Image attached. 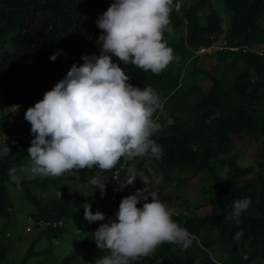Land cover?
I'll return each mask as SVG.
<instances>
[{"label":"trees","instance_id":"1","mask_svg":"<svg viewBox=\"0 0 264 264\" xmlns=\"http://www.w3.org/2000/svg\"><path fill=\"white\" fill-rule=\"evenodd\" d=\"M113 2L0 0L2 122H5L6 111L12 106L19 104L25 114L28 108L41 101L40 93L42 95L46 89L54 87L56 83L53 81L58 77L61 66L69 70L74 63L78 66L83 63L82 55H100L96 41L102 30L97 28L95 21ZM224 2L225 11L231 12L229 27L223 26L224 17L211 1L200 0L191 8H183L184 16L171 10V28L174 32L183 33L176 46L179 51H193L195 55L201 46L223 49L213 52L215 65H210L209 59L201 62V57L194 58L183 75L182 86L176 77L168 82L165 100H179L176 104L169 100L165 104L174 123L168 126V134L152 138L162 146L161 156L147 157L150 163L145 168L140 165V173L148 176L149 190L157 192L159 199L169 208L181 199L180 188L198 185L202 195H209L212 211L204 217H194L188 209L176 211L177 215L172 219L196 236L192 245L181 250L174 244L163 243L148 256L138 257L130 264H256L258 258H264V57L229 49H264V0ZM203 9L209 13L200 15ZM163 35L174 43V37L166 32ZM167 44L170 45L168 41ZM8 46L11 49L8 50ZM58 51L61 54L51 61L50 57ZM121 67L130 77L129 83L141 89L146 87L150 71L144 72L122 63ZM200 78L212 81L207 93L189 83V80ZM21 85L26 87L25 90L37 88L34 93L25 92L20 89ZM182 103L192 107L190 116H186V107L181 108ZM250 136L254 138L252 154L257 160V170L253 169L255 178H247L251 172L247 174L239 166L236 156L230 157L234 139ZM30 146L31 142L24 143L18 155L16 145L12 146L9 155L15 158L0 159V217L9 216L12 212L9 187L13 186L16 193L34 207L36 218L51 222L77 220L78 211L73 207L80 208L83 200L91 202L94 199L92 194L84 198L80 190L68 192L60 185L61 177L16 179L10 175V170H15L29 158L27 149ZM122 163L123 158L116 168ZM218 165L228 167L227 176L220 174ZM115 169L104 173L109 183ZM97 171L93 167L75 174L81 173L79 181L83 185H91L90 180ZM139 178L142 180L143 176ZM139 178L129 186L131 195L144 187ZM46 181L52 183L51 187ZM172 185L174 191L169 188ZM53 193H60V197L50 199ZM73 198L76 199L71 202ZM244 198L250 199L251 204L241 214V222L237 224L225 219L232 212L233 201ZM137 207H142V203ZM102 213L105 217L108 214ZM63 232L62 228H50L40 235L46 234L52 242ZM237 232H243L239 240L235 239ZM83 245L80 241L76 245L75 256L70 255L62 264H73L78 254H85V250L80 249ZM216 250L223 255L220 259L213 255ZM33 251L31 248L24 259L32 256ZM8 252L0 237V262L6 260ZM44 252L51 253L50 249Z\"/></svg>","mask_w":264,"mask_h":264},{"label":"clouds","instance_id":"2","mask_svg":"<svg viewBox=\"0 0 264 264\" xmlns=\"http://www.w3.org/2000/svg\"><path fill=\"white\" fill-rule=\"evenodd\" d=\"M172 3L173 0H114L95 21L97 28L102 30L96 41L100 55H82L81 65L74 63L63 79L50 91L43 92L42 100L28 108L24 115L31 125V137L26 140L21 135L5 133L3 139L10 145L5 143L0 152L9 154L10 147H17L19 139V142H31L27 149L30 159L27 172L32 176L57 177L74 169L96 167L98 171L92 176L90 184L99 190L102 197L109 181L104 173L115 169L121 158L124 168L128 160L137 157L159 158L162 146L151 137L174 121L169 118L166 125H162L158 118H153L157 111H164L159 93L151 87L141 89L129 83L130 77L125 74L121 63L159 74L171 62L179 60L173 55V49L168 47L163 33L170 35L169 32H174L169 19L171 10L184 16L182 9L186 7L180 2ZM230 20L226 23L223 18V26L229 27ZM179 34L181 32H174L173 37L177 38ZM221 49L219 46H201L190 57L189 63L196 57L214 55L213 52ZM229 49L264 57V49ZM60 54L59 51L54 53L50 60L55 61ZM183 83L180 82V86ZM12 172L14 170H10V175ZM140 176H143L142 180ZM112 177L109 197L113 193L112 180L119 184L120 192L131 191L129 186L137 178L144 187L137 189L133 195L123 197L115 213L116 219H108L96 231L95 228L110 215L105 209L109 197L104 204L105 213L108 212L106 217L100 211L93 213L90 204L84 207V219L88 223H96L90 230L80 228L77 231L87 232L98 249L108 252L98 257L94 264H130L138 257L148 256L163 243L185 250L196 240L194 234L172 219L177 215L175 209L163 203L157 192L149 190L148 176L138 174L135 168L129 166L122 180L115 173ZM141 203L142 207H137ZM250 204L248 198L233 201L232 212L225 219L239 224L241 214L248 210ZM27 220L43 231L50 228L71 229L72 221L51 222L36 218L35 214L29 215ZM41 221L56 223L57 226H40ZM242 236L243 232H237L235 239L239 240ZM52 242L57 244V238Z\"/></svg>","mask_w":264,"mask_h":264},{"label":"rangeland","instance_id":"3","mask_svg":"<svg viewBox=\"0 0 264 264\" xmlns=\"http://www.w3.org/2000/svg\"><path fill=\"white\" fill-rule=\"evenodd\" d=\"M200 0H173V4H176L180 2L183 6H185L187 9L193 7L194 4L199 3ZM211 1V4L217 8V10L220 11V13L224 17V21L228 23V19L231 18V13H227L225 11L224 7V0H207ZM209 11H205L204 9L200 11V15H206ZM170 36L173 37L174 32H169ZM183 36V33L179 34L177 38L174 37L175 41L173 43L172 40H168L167 37H164L165 40L168 41L170 45L168 47H171L173 49V55L179 57V60H174L171 62L162 72L159 74H153L151 73V76L147 80L146 87L153 88L157 93H159L161 101L164 105V111L159 112L157 111L154 113V119L158 118L159 122L162 125H166L167 120L170 117V111L168 113L167 107L165 104L168 102L169 98L165 100V96L167 95L168 91V82L172 80L173 78L180 79V82L185 80V77L183 76L185 74L186 69L189 66V59L191 56H194L193 51H188V53L179 51L176 46H178L177 43H179L180 37ZM7 49H11L10 46L7 47ZM1 51V49H0ZM210 57V59H209ZM209 59L210 65H215L216 58L214 55L210 54V56H202L201 62L204 60ZM68 72V67L61 66L59 75L56 79H54L55 83H58ZM189 83L191 85H197L207 93V91L212 86L211 80H205L203 78H200L198 80H189ZM25 86H20V89L25 92H35L37 87L33 88H27L25 90ZM52 89H46V91H50ZM44 92V93H45ZM44 93H40V96H42ZM171 104H176L179 100H169ZM184 103L180 104L181 108H185L186 106L183 105ZM19 105L12 106L10 110L8 109L6 111V117L5 123L2 122L3 116L1 115L2 111L0 110V149L4 146L6 143L3 139V135L5 133L10 134L11 136H23L24 139L28 140L31 137L30 130L31 125L29 122H27L24 118L23 112H21ZM191 106H187L185 108L186 116H190L191 113ZM171 110V109H170ZM173 110V109H172ZM169 132L168 126L164 127L162 131H159L155 133L151 138L157 137L158 135H166ZM20 141V139H19ZM17 141V150L16 154L21 153V149L26 143V141L19 142ZM235 146L230 154L231 156H236L237 163L242 169H245L247 171V174L251 172V174L247 178H255L256 174L253 172V169L256 168L257 170V160L255 156L252 154V148H253V142L254 138L253 136L247 137H241L234 139ZM7 144V143H6ZM8 146V145H7ZM15 156H11L9 154L4 155L2 152H0V159L2 160H13ZM227 158V156L225 157ZM150 163V159H147V156L145 157H137L134 158L131 161H127L123 176H125L127 169L129 166L135 168L137 170V173H140V165H142L144 168ZM30 165V159L27 158L23 162L22 165H19L14 172H12V177L16 179H32V178H43L39 176H32L27 172V168ZM219 166V172L223 176H227L228 167L227 166ZM75 170L69 171L64 173L61 176L62 183L60 184L65 190L68 192H71V190H80L84 196V198H88L90 194L94 196L93 200H90L91 202L86 203L85 200L82 206L79 207H73L75 211H78V219L70 221V227L71 229H65L63 234L57 238V244H54L51 242V239L45 234L40 235L43 230L37 228L34 226V224H29L27 218L29 215L36 214L34 207L30 205L27 201L23 200V198L16 193V190L10 186V195L12 196L13 200V209L9 216H1L0 217V237L2 238L3 242L8 247V256L4 262H0V264H22L25 262V264H62V261L66 258H68L70 255L75 256V252L77 251L76 245L81 241L84 243L83 249L85 250V254H78L76 258L74 259L73 264H94V261L103 255H107L108 253L106 250L103 252L102 250L98 249L96 247V244L94 240H92L91 235H85L83 233H79L77 230L80 228H86L89 229L94 225V223H88L84 219V207L87 204L91 205V210L93 213L96 211L104 212V204L106 203L107 198L109 197V194L111 192V186L109 181L106 185V193L101 196L98 189H94L92 185H83L79 181V176L81 173L75 174ZM75 176V177H74ZM52 177V176H50ZM56 178V177H53ZM61 181V180H59ZM48 186L51 187V184L49 181H46ZM44 182V183H46ZM173 191L175 190L174 186L171 187ZM48 190V188H44ZM52 189V188H51ZM51 192H54L52 190ZM67 194V192H64ZM180 197L181 199L179 201H176L171 204V208L175 209V211H179L182 209H188V213L194 217H204L211 213L212 206L209 205L208 199L209 195H202L200 193V187L197 185L195 187H182L180 188ZM41 194V193H40ZM44 195V194H41ZM75 195V194H74ZM81 194L78 195L80 197ZM60 197V193H53L50 195V199H58ZM83 198V199H84ZM76 198H73L71 202H73ZM40 236V238H39ZM33 248V255L29 256L27 259H24V257L27 255V252ZM47 249H50L51 253L46 254L44 251ZM42 252V253H41ZM95 254V255H93ZM215 257L217 259H220L223 255L216 250L214 252ZM225 256V254H224ZM264 258H258L256 260V264H261L263 262Z\"/></svg>","mask_w":264,"mask_h":264},{"label":"built area","instance_id":"4","mask_svg":"<svg viewBox=\"0 0 264 264\" xmlns=\"http://www.w3.org/2000/svg\"><path fill=\"white\" fill-rule=\"evenodd\" d=\"M124 166H121L119 169L115 170L114 173L115 174H118L119 178L122 180L123 179V176H122V170H123ZM113 173V175H114ZM113 178V177H112ZM111 184L113 186V193L111 194V196L109 197L107 203L105 204V209L107 211L110 212V215L107 219H105L104 221H102L96 228H95V231L99 228V226L102 224V223H107L108 222V219H112V220H115L116 217H115V213L118 211L119 209V204L122 200L123 197L125 196H129L132 194L131 191H123V192H120V187H119V184H117L116 181L112 180L111 181ZM31 220V218H30ZM40 226H50V225H53L54 227L57 226L56 223H49V222H44V221H41L39 222ZM59 226H62V223H58Z\"/></svg>","mask_w":264,"mask_h":264}]
</instances>
